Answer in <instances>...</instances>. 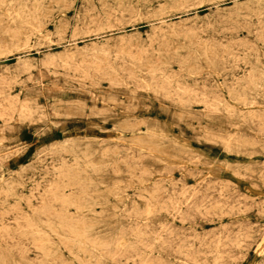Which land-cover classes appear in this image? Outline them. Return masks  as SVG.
Masks as SVG:
<instances>
[{"label": "rangeland", "instance_id": "1", "mask_svg": "<svg viewBox=\"0 0 264 264\" xmlns=\"http://www.w3.org/2000/svg\"><path fill=\"white\" fill-rule=\"evenodd\" d=\"M263 73L264 0H0V264H264Z\"/></svg>", "mask_w": 264, "mask_h": 264}, {"label": "bare ground", "instance_id": "2", "mask_svg": "<svg viewBox=\"0 0 264 264\" xmlns=\"http://www.w3.org/2000/svg\"><path fill=\"white\" fill-rule=\"evenodd\" d=\"M34 44V43H33ZM231 52V51H230ZM215 56V55H214ZM20 59V58H19ZM214 60V59H213ZM82 62V61H81ZM264 74V73H263ZM37 81V80H36ZM108 83V82H107ZM90 84V83H89ZM43 86V85H42ZM262 88H264V82H261L260 84H259V88H258V90L260 89V90H262ZM253 93H254V91H253ZM258 94V93H257ZM256 94V95H257ZM258 96H256V98H257ZM261 99V98H260ZM264 99V98H263ZM262 99V100H263ZM213 103V102H212ZM225 107V106H224ZM222 109H224V108H222ZM224 111H226V109H224ZM231 113V112H230ZM90 114H91V112H90ZM254 114V113H253ZM235 134V133H234ZM230 136H231V134H230ZM231 140V139H230ZM150 146H152V145H150ZM226 146V145H225ZM227 146H228V144H227ZM168 150V149H167ZM229 150H230V148H229ZM229 152V151H228ZM155 153V152H154ZM168 161V160H167ZM168 163V162H167ZM124 165V164H123ZM129 174V173H128ZM103 191V190H102ZM76 210V209H75ZM58 239V238H57Z\"/></svg>", "mask_w": 264, "mask_h": 264}]
</instances>
